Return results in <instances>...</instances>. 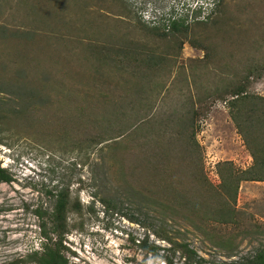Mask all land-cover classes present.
Segmentation results:
<instances>
[{
	"label": "rangeland",
	"instance_id": "1",
	"mask_svg": "<svg viewBox=\"0 0 264 264\" xmlns=\"http://www.w3.org/2000/svg\"><path fill=\"white\" fill-rule=\"evenodd\" d=\"M213 1L0 0V166L13 177L0 183V264L39 248L35 211H50L60 189L70 194L64 244L73 264H243L264 246V182L241 183L233 223L204 219L183 203L180 217H165L196 252L192 263L151 235L158 256L136 244L147 232L132 219L154 216L141 192L149 185L144 162L162 155L152 145L136 159L134 138L168 122L183 126L179 118L196 110L198 162L176 176L178 190L194 186L199 172L219 192V164L252 165L217 87L264 58V0ZM199 7L197 19L184 18ZM171 21L186 28L172 31ZM250 90L264 96V76ZM116 115L109 133L105 123L92 133L95 118ZM95 132L112 140L87 146ZM188 193L218 207L210 190Z\"/></svg>",
	"mask_w": 264,
	"mask_h": 264
},
{
	"label": "trees",
	"instance_id": "2",
	"mask_svg": "<svg viewBox=\"0 0 264 264\" xmlns=\"http://www.w3.org/2000/svg\"><path fill=\"white\" fill-rule=\"evenodd\" d=\"M215 2V0H214ZM185 15H196V12H190ZM200 9L197 11L200 15ZM186 13V12H184ZM197 17V16H196ZM185 21V19H182ZM172 31H180V28L184 27V22L171 21L170 23ZM118 52L113 57L119 64L123 65V58H120ZM129 58L136 63L137 67H140L142 63H139V57L136 53H130ZM112 59V58H111ZM148 65V64H147ZM146 67V66H145ZM264 76V58L261 62L251 63L245 67V72L242 76L237 73H233L232 78H228L222 88L217 87L219 94L218 98L222 100L227 109L228 114L234 123V126L240 136L242 137L244 144L252 157V165L245 170H238L231 162H223L219 164V177L220 186L219 192L213 190L210 184L205 182V179H201L203 173H193L192 181L194 186L186 190H178L177 177L180 174L189 175L186 173L185 166L195 169L197 165L198 150L196 148L195 137V125L197 111L192 110L187 115H183L179 120H184L185 123L181 126L179 121L175 124L161 125L159 131L151 130L149 137L142 136L133 139L131 144L134 149L135 158H139L143 152H149V146L159 147L162 155L160 160L152 158L145 163L146 173L148 175L149 185L143 186L141 192H143L149 211L154 215H150V223L142 222L136 218L132 219L134 222L143 227L147 234L141 241H138L137 246L146 253V255L158 256V252L161 250L160 246H157L150 237L153 236L161 241H164L170 245L169 250L178 251L187 262H194L197 254L190 248L188 243H183L176 238L177 234L171 232L167 228V218H173L179 216L178 209L181 203L183 205L188 204L191 211L202 212V218H207L212 221H220L224 223H233L235 221V208L234 204L238 195V191L242 182H264V96L253 93L250 90L251 80L253 78L261 79ZM215 89V94L218 92ZM206 96H209L208 94ZM133 104L134 102H130ZM113 104V103H112ZM192 113V114H190ZM119 119L116 116L104 117V121H97V118L92 121L93 131L96 126L107 124L106 130H112L113 119ZM161 121V122H162ZM170 121V120H169ZM158 121H155L157 124ZM142 123V122H141ZM154 124V123H152ZM143 125H146L144 123ZM106 136L99 135L96 132L86 138L87 146L101 145L106 141L112 139H106ZM134 144V145H133ZM148 148V149H147ZM168 149V150H167ZM163 153L169 154L167 158ZM200 159V157H199ZM176 164L174 168V175L167 176L171 169L169 165ZM201 165V160L199 166ZM169 171V173H167ZM191 174V173H190ZM13 177L11 173L4 167L0 166V183H11ZM139 185V182L136 183ZM203 187L206 190H210L208 198L213 203V197L218 200V207L212 206L207 200L203 203H198L197 199L189 198L193 187ZM187 191V192H186ZM218 192V193H217ZM51 198L54 200L52 209L42 210L37 209L35 215L39 221V234L41 236V243L39 248L31 250L25 257L18 260H14L9 264H73L70 258L67 256V248L64 244L65 235L68 232L67 216L70 211V194L64 189H60L55 194H51ZM76 212L81 211V205L76 203ZM194 214V213H191ZM149 216V217H150ZM48 217V218H47ZM200 215L198 219H200ZM159 220L160 224L157 226L155 220ZM151 235V236H150ZM220 243H227L229 241L219 239ZM198 264H201L202 260L199 259ZM243 264H264V246L254 253V255L245 257L242 259ZM166 264H171L167 258Z\"/></svg>",
	"mask_w": 264,
	"mask_h": 264
},
{
	"label": "clouds",
	"instance_id": "3",
	"mask_svg": "<svg viewBox=\"0 0 264 264\" xmlns=\"http://www.w3.org/2000/svg\"><path fill=\"white\" fill-rule=\"evenodd\" d=\"M214 2V1H213ZM213 5H214V3H213ZM199 9H200V7L197 9V10H194V9H186V10H188V11H190V12H197V11H199ZM187 12V11H186ZM201 13V15H202V13L203 12H200ZM199 14V13H198Z\"/></svg>",
	"mask_w": 264,
	"mask_h": 264
},
{
	"label": "built area",
	"instance_id": "4",
	"mask_svg": "<svg viewBox=\"0 0 264 264\" xmlns=\"http://www.w3.org/2000/svg\"><path fill=\"white\" fill-rule=\"evenodd\" d=\"M170 16H172V15H170ZM194 16H195V15H190V16H189V19H190V20L197 19V18H194ZM186 17H187V15L184 16V18H186ZM199 17H200V16H199ZM199 17H198V18H199Z\"/></svg>",
	"mask_w": 264,
	"mask_h": 264
}]
</instances>
